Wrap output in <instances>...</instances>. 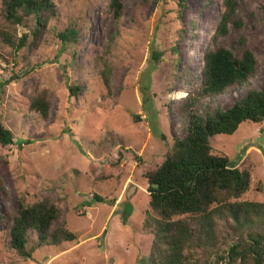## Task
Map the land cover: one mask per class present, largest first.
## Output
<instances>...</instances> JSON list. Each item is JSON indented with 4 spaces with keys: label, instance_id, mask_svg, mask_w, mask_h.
<instances>
[{
    "label": "rangeland",
    "instance_id": "374dc122",
    "mask_svg": "<svg viewBox=\"0 0 264 264\" xmlns=\"http://www.w3.org/2000/svg\"><path fill=\"white\" fill-rule=\"evenodd\" d=\"M51 1L56 16L35 39L27 29L9 27L0 13V30L13 34L14 43L29 36L18 51L0 40V123L13 136L12 145H0V264H143L154 238L145 227V174L185 132L179 109L200 85L206 51L223 47L240 57L235 40L243 37L258 70L242 86L201 101L202 116L262 88L264 0H242L241 31L217 46L211 37L222 0H187L181 11L173 0H121L118 22L108 0ZM52 27L75 30L77 43L63 48ZM153 51L162 54L155 66ZM70 85L79 87L76 97L69 98ZM42 91L50 102L47 119L28 110L29 96ZM210 146L229 167L249 171L250 189L241 200L264 203V124L243 123L233 135L212 137ZM94 195L106 202L93 201ZM43 199L60 210L54 227L76 239L22 259L9 247L17 204ZM194 256L215 258L199 249Z\"/></svg>",
    "mask_w": 264,
    "mask_h": 264
},
{
    "label": "trees",
    "instance_id": "16d2710c",
    "mask_svg": "<svg viewBox=\"0 0 264 264\" xmlns=\"http://www.w3.org/2000/svg\"><path fill=\"white\" fill-rule=\"evenodd\" d=\"M173 1L179 11L187 3V0ZM221 6L211 37L216 46L218 40L226 39L230 33H239L244 24L239 16L244 9L242 0H222ZM107 7L118 22L122 1L108 0ZM0 13L9 27L27 29L35 39L55 18L56 9L51 0H0ZM49 31L55 33L63 48L78 41L75 30L59 32L52 27ZM28 37L21 34L14 43L13 34L0 30L1 42L15 51L26 46ZM235 43L240 57L223 47L203 54L200 85L187 94L179 109L186 123L185 132L173 140L161 165L145 174L149 199L145 227L153 230L154 238L150 256L143 264H264V203L241 200L250 189L249 171L229 167V159L213 154L210 146L212 137L233 135L243 123L264 124V85L260 90L248 91L227 110H212L205 116L197 111L201 101L242 86L257 72V60L246 47V40L239 37ZM161 57V53L153 51L149 63L155 66ZM67 89L69 98L77 96L78 86L70 85ZM49 109L45 91L29 96L30 112L47 119ZM133 120L138 122L139 117L133 116ZM12 144L11 132L0 123V145ZM93 201L106 202L95 195ZM59 217V208L47 199L30 205L19 201L9 229V247L20 258L30 259L42 246L75 241L76 236L64 227H54ZM220 223L225 237L219 231ZM220 240L225 242L224 249L217 248ZM196 249L205 256L215 255L214 260L196 259Z\"/></svg>",
    "mask_w": 264,
    "mask_h": 264
}]
</instances>
